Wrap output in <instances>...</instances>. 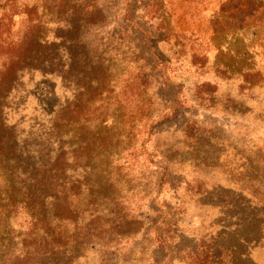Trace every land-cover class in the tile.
I'll return each instance as SVG.
<instances>
[{"label":"rangeland","instance_id":"rangeland-1","mask_svg":"<svg viewBox=\"0 0 264 264\" xmlns=\"http://www.w3.org/2000/svg\"><path fill=\"white\" fill-rule=\"evenodd\" d=\"M116 2L120 13L115 20L107 17L104 32H120L122 26L131 25L127 18L132 17L149 28L156 38L155 48L166 58V79L155 82L152 89L169 84L171 95L180 104L163 123L143 118L141 113L150 104H154L151 112L162 107L150 100L155 99L152 94L146 98L133 91L136 58L123 40L124 45L113 51L118 59L109 73L116 87L113 96L124 100L125 108L111 107L107 114L118 124L114 131L129 136V143V139L122 141L134 145L131 154L136 153V157H122L131 181L130 202L124 212L139 215L146 224H128L127 229L136 234L122 244L119 255H113L114 264H202V252L212 243L225 248L234 244L241 235L237 227L243 234L251 233L252 224L245 217L240 224L234 222L241 220L244 208L233 210L237 213L234 219L230 215L224 218L227 211L218 202L237 195L241 188L250 200L254 185L264 180V166L252 163L248 171L249 156L240 153L243 143L238 139L249 133V147L264 146V0H137L131 8L130 0H106L107 16L117 7ZM34 25L41 37L58 42L64 33L65 13L56 0H0V68L8 48L22 42ZM43 68L23 76L16 87L19 94L14 107L5 115L10 124L18 123V130L33 136L45 133L46 126L71 100L74 89L60 76L43 73ZM244 80L255 87L241 88ZM227 92L239 104L227 102ZM137 120L141 125L134 137L130 126ZM189 122L201 123L206 129L195 149L178 134ZM175 136L178 140L172 147L177 146L184 165L178 162L174 180L154 188L162 177L159 156ZM201 158L208 166L197 172L193 159ZM12 220L18 235L23 220ZM159 231L165 232L162 238H157ZM103 240L107 244L108 237ZM194 248L200 254L192 255ZM127 251L130 255H125ZM94 253L87 251L75 264H98ZM256 256L264 264V248Z\"/></svg>","mask_w":264,"mask_h":264},{"label":"trees","instance_id":"trees-1","mask_svg":"<svg viewBox=\"0 0 264 264\" xmlns=\"http://www.w3.org/2000/svg\"><path fill=\"white\" fill-rule=\"evenodd\" d=\"M130 1L129 8L137 0ZM104 3L106 0H56L65 13L64 33L58 36V42L41 37L34 25L31 32L27 29L29 34L22 42L8 48L1 57L0 264H75L87 251L95 252L98 264H114L113 255H119L122 244L133 240L136 234L127 229L128 224H146L139 215L124 212L130 202L131 181L125 174L122 157H136V153L131 154L134 145L127 146L122 141L129 139V143V136L114 131L118 124L111 122L107 114L111 107L125 108V101L113 96L116 87L112 86L115 82L109 70L118 59L113 51H118L117 47L125 41L136 58L133 91L146 94V98L152 94L155 99L150 100L158 101L162 107L151 112L154 104H150L141 113L143 118L147 116L145 120L165 122L177 112L180 101L171 95L169 84L152 89L155 82L166 79V58L155 48L152 31L134 22L131 16L127 18L131 25L122 26L120 32H104L102 26L107 17L115 20L120 13L116 2L117 7L107 16ZM42 68L43 73L60 76L68 88L74 89L71 100L46 126L45 133L33 136L32 132L18 130V123L10 124L5 115L14 107L13 101L19 94L16 87L23 76ZM246 83L244 80L239 86L248 90L255 87ZM227 93V102L239 104L235 97H230L231 92ZM140 123L137 120L131 124L132 136L135 137ZM205 130L201 123L189 122L178 134L182 135V142L195 149L200 147ZM247 135L251 138L245 133L238 139L243 143L240 153L249 156L246 165L250 171L254 164L264 166V146L249 147L251 139ZM175 138L159 156L162 177L154 188L174 180L178 174L174 166L178 162L184 165L177 146L172 147L178 140ZM195 159L197 172L208 166L203 165V158ZM254 186L250 200L241 188L237 195L218 202L227 211L224 218L230 215L234 219L237 213L233 210L237 206L244 208L239 215L241 220L234 222L240 224L245 217L246 223L252 224L251 233L243 234L242 228L237 227L241 235L234 244L225 248L212 243L202 252V264H262L256 255L264 248V180ZM235 198L239 201H233ZM12 219L23 220L18 235L14 234ZM164 233L159 231L157 238ZM107 237L104 245L103 239ZM195 250L190 253L200 254H195Z\"/></svg>","mask_w":264,"mask_h":264}]
</instances>
